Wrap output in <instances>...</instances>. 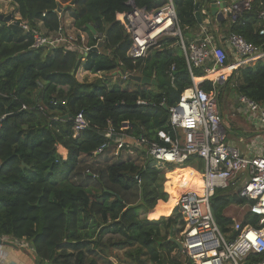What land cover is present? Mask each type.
I'll return each instance as SVG.
<instances>
[{"label": "trees", "instance_id": "16d2710c", "mask_svg": "<svg viewBox=\"0 0 264 264\" xmlns=\"http://www.w3.org/2000/svg\"><path fill=\"white\" fill-rule=\"evenodd\" d=\"M0 1L16 5L19 23L31 29L42 24L48 31L57 30L65 26L62 19L68 16L75 29L88 35L89 45L96 41L87 24L102 37L99 54L90 52L86 57L32 50L31 34L21 31L19 37V25L0 21V238L28 242L34 264H194L173 241L185 226L183 215L178 208L165 213L174 207L183 187L199 189L182 169L196 165L200 172L202 161L190 158L179 167L166 165L151 160L144 148L118 157L112 150L92 155L102 144L100 131L108 123L117 130L128 123L127 134L160 145L164 143L158 133L172 137L169 109L192 85L178 39H166L164 46L151 48L144 59L132 61L126 58L130 41L124 24L116 21V14L127 11L130 0H74L60 15L58 3L73 0ZM133 1L147 10L167 3ZM172 1L184 35L195 25L192 1ZM263 5L264 0H254L252 10L230 32L262 49L264 18H259V12ZM82 63L94 75L123 71L154 76L156 84L134 83L129 90L102 79L79 82L76 72ZM193 74L205 76L201 68ZM236 75V94L264 108V58L237 69L227 83ZM226 84L216 85L219 93ZM200 88L207 93L214 89L210 81ZM78 113L90 128L73 138L72 120L62 117ZM58 145L68 152L65 160L57 154ZM166 180H171L165 188L168 202L163 190ZM226 191L218 190L211 202L215 222L225 234L233 223L224 216L228 206L251 204L237 194L225 197ZM242 224L258 228V217L249 213Z\"/></svg>", "mask_w": 264, "mask_h": 264}, {"label": "built area", "instance_id": "2783aa9c", "mask_svg": "<svg viewBox=\"0 0 264 264\" xmlns=\"http://www.w3.org/2000/svg\"><path fill=\"white\" fill-rule=\"evenodd\" d=\"M253 1L234 0L225 9L231 25H235L242 15L252 10ZM126 6L127 11L116 14V21L124 24V31L130 41L126 58L132 61L144 59L158 43L177 38L192 85L182 92L176 105L169 109L172 137L169 133H158L164 145L150 142L142 136L127 134L128 123H122L119 130L108 123L100 131L104 140L92 155L132 144L135 148L146 149L151 160L166 165L177 166L190 158L200 159L203 169L197 172V177L202 188L186 189L177 200V207L185 219V226L179 235L182 245L180 253L194 264H264V157H245L227 144V130L218 109L220 93L216 89V85L226 84L230 76L245 63L260 58L262 53L259 47L236 33H229L224 43L214 44L205 36L186 45L172 0L151 10L137 7L133 0L128 1ZM259 18H264V5ZM19 27L24 35H32V50H61L63 54L79 53L86 57L102 42V37L96 34L93 36L95 45H89L88 35L73 25L60 26L54 31L42 30L39 24L37 28L31 29L27 24L19 23ZM261 34H264V30ZM229 55L232 56L231 61ZM81 61L84 62L85 58ZM199 68L206 75L219 72L217 77L208 80L214 88L210 93L200 88L204 81L200 84L195 81L193 73ZM238 102L248 111L250 120L264 129V108L240 95ZM137 104L144 105V102L138 101ZM22 109L28 108L23 106ZM38 110L42 111L41 107ZM70 120L73 123V138L90 128L82 113ZM231 187L237 189L236 194L240 198L251 203L246 206L252 216L258 217V228L232 221L230 232L225 234L216 224L212 199L218 190ZM0 240L4 242V238ZM253 256L261 258L251 261ZM4 258L0 259V264H7Z\"/></svg>", "mask_w": 264, "mask_h": 264}, {"label": "crops", "instance_id": "0c3cea01", "mask_svg": "<svg viewBox=\"0 0 264 264\" xmlns=\"http://www.w3.org/2000/svg\"><path fill=\"white\" fill-rule=\"evenodd\" d=\"M192 1V16L195 19V25L193 28L189 29L186 34L182 35L183 41L186 45H189L191 43H195L196 41L202 39L203 37L207 36L209 37L214 44H219L220 42L224 43L225 39L228 37L229 33L231 32L232 25L230 23L228 14L225 12L226 8H229L231 4L234 2V0H217V4L219 6L225 5L224 8H221L219 10V15L218 16H212L211 11H210V2L205 6V0H191ZM173 2V1H172ZM199 4L197 10H196V5ZM71 20V19H70ZM72 24V21H71ZM39 28L42 30H47L44 28L42 24H39ZM23 35L20 34L19 37ZM177 46H179L177 44ZM224 48H226L227 52L229 53V50L227 49V46L224 44ZM180 48V47H179ZM260 53H262L261 57L258 59H255L253 61H249L245 63L243 66H252L256 62L262 60L264 58V49L260 48ZM181 50V49H180ZM182 52V51H181ZM183 55V54H182ZM230 56V55H229ZM232 56H230L229 61H231ZM82 65V64H81ZM78 68H82V66ZM240 67V68H241ZM77 70L76 76L79 73ZM90 73V72H87ZM215 73V72H214ZM226 73V72H225ZM91 74V73H90ZM93 76H97V74H91ZM100 75V74H98ZM213 79V77H210V74L206 75L202 78H196L195 81L202 82L205 79ZM77 79V78H76ZM236 83V81H235ZM62 89H65L63 87ZM238 97L239 95L236 94V97L234 98L233 104L231 106H226L220 110V117L223 124L226 126L227 134L231 133L234 131V137L236 141L231 142L229 144L230 146L236 148L242 155L248 158H253L256 156H262L264 157V129L259 128L257 125H255L249 118V113L248 111H245V109L239 104L238 102ZM69 115V114H66ZM244 117V118H242ZM241 119H243L247 124L245 125L247 128V134H249V142H246L243 146H237L239 141H237V138L239 137V126L241 125ZM62 120H64L62 118ZM70 120V119H67ZM231 125V126H229ZM245 130V127L242 126V130ZM244 133V132H243ZM111 150V149H110ZM57 154L62 158L66 159L67 158V150L63 148L62 146L58 145L56 147ZM183 165V164H182ZM182 165H177L182 166ZM183 171V170H182ZM187 173L190 174L191 178H193L192 175L197 177V170L196 171H187ZM192 173V174H191ZM170 184V182L165 183V186L163 185V190L164 192L168 195V200L169 201V193L166 192V185ZM171 185V184H170ZM178 185V183H177ZM176 186V185H175ZM186 189H193V188H187L183 187L181 189V195L184 193ZM237 193V189L235 188H229L226 192H224L225 197H229V199L232 198L233 195ZM177 201L174 205V207L167 213L166 215H170L174 209H177ZM245 210L247 209L246 204L244 205H236L232 203L228 208L224 211V216L231 219V221H238L239 219L235 217L234 211L235 210ZM242 223V222H241ZM232 228V225L230 229ZM170 239V238H169ZM180 240V237L178 238L177 241ZM6 242V243H5ZM23 246L16 245V242L11 241L7 238H4V242H2L1 247H0V255L2 253V257L4 256L5 262L7 264H34L33 260V251L30 246L29 249H22ZM0 256V259L2 258Z\"/></svg>", "mask_w": 264, "mask_h": 264}, {"label": "rangeland", "instance_id": "374dc122", "mask_svg": "<svg viewBox=\"0 0 264 264\" xmlns=\"http://www.w3.org/2000/svg\"><path fill=\"white\" fill-rule=\"evenodd\" d=\"M73 1H67L65 4H59L58 3V8H57L59 10V11H57L58 15H60V13L62 11L67 10L69 7H72L73 5H71V3ZM0 15H3V16L10 15L12 17V21L19 23L20 16L18 13V8L13 3L0 1ZM62 20H63L62 25H72L71 24L72 20H70L68 18V16H65V18ZM21 24H26V23L22 22ZM20 34H22L21 30H19L18 35H20ZM163 42L158 43V45L156 47H159V45L164 46ZM81 66H82V68H80L78 70L79 73L76 76V78L79 82L94 83L97 81V79H102V80L110 82V84H112V85H117L121 89L132 90L134 88V83H132L128 79L123 78L119 73L120 71H116L113 74H100V75H97L95 77V76L91 75L90 73H87V72H89L87 64L82 63ZM236 78H237V75L235 76V78L233 77L231 82H228L225 86H223L222 91H221L220 96H219V103H218L219 112L222 108H224L226 106H231V104H233L234 98L236 97V92H235ZM208 80L209 79L206 78L204 81H208ZM196 83L198 84L199 81H196ZM242 118H244V117H242ZM240 124L241 125L239 126V128H240L239 129L240 130L239 131V137L237 138V141H239L237 146H239V147L243 146L246 142L250 141L249 134H247V130H246L247 127L245 126L247 123L243 119H241ZM229 126H231V125H229ZM242 126L245 127V130L244 129L242 130ZM233 134H234V131L227 134V144H231V142L236 141ZM111 150H112L111 154L114 155V157H118L119 154H121V153H125V152L131 153V154L134 153L135 146H132V144H129L126 147H122L120 149H118L117 147L116 148L114 147V148H111ZM182 170L193 172V171L197 170V166L196 165H192L190 167L187 166L186 168H183ZM167 182H171V180L164 181L163 185L165 186V183H167ZM233 214H235V217L239 219L237 222H243L245 216L247 214H249V212H248V209H245V210L242 209V210H235ZM17 244L20 246H23L22 249L27 250L30 248V244L26 241L16 242V245ZM32 255H33V253H32Z\"/></svg>", "mask_w": 264, "mask_h": 264}, {"label": "water", "instance_id": "95a60500", "mask_svg": "<svg viewBox=\"0 0 264 264\" xmlns=\"http://www.w3.org/2000/svg\"><path fill=\"white\" fill-rule=\"evenodd\" d=\"M216 1H217V0H205V6L210 2V11H211L210 13H211L212 16H218V15L220 14V13H219V10H220L221 8H224V6H225V5L219 6V5L217 4ZM74 3H75V1H73V2L71 3V5H74ZM198 6H199V4L196 5V10H197ZM57 11H59V10L57 9ZM0 21H4V22H7V23H10V22H12V17H11L10 15H8V16L0 15ZM14 23H15L16 25H19V23H17V22H14ZM86 28L90 31V33H91L93 36L96 35V31H95V29H94L91 25L87 24V25H86ZM101 46H102V42H101L96 48H94L92 52H97V50H98L99 48H101ZM119 73H120V75H121L123 78L128 79L129 81H131V82H133V83H137V84H141V85H145V84L155 85V84H156V82H155V80H154V76H153L152 79H150V78L143 77V76L128 75V74H126V73L123 72V71H120ZM163 107H164V109L166 110V106L164 105ZM5 115H9V113H8V109L5 110ZM62 118H63L64 120H67V119H71L72 116H71V115H65V116H63ZM232 238H234V235H233ZM170 239H171V237H170ZM173 241H174V243H175L176 246H177V250L180 252V251L182 250V245H181V243H180L179 241H177V240H176V241L173 240ZM2 242H3V241L0 240V244H2ZM5 243H6V242H5Z\"/></svg>", "mask_w": 264, "mask_h": 264}, {"label": "bare ground", "instance_id": "6f19581e", "mask_svg": "<svg viewBox=\"0 0 264 264\" xmlns=\"http://www.w3.org/2000/svg\"><path fill=\"white\" fill-rule=\"evenodd\" d=\"M219 74V72H215V73H211V75H213L214 77H217V75ZM193 179L196 181V183L199 185V190L202 188V183L200 181V179L198 177H195L194 175Z\"/></svg>", "mask_w": 264, "mask_h": 264}]
</instances>
